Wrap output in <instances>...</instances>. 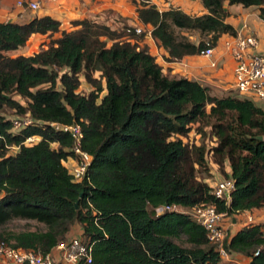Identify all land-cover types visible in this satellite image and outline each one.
Returning a JSON list of instances; mask_svg holds the SVG:
<instances>
[{"label": "trees", "instance_id": "16d2710c", "mask_svg": "<svg viewBox=\"0 0 264 264\" xmlns=\"http://www.w3.org/2000/svg\"><path fill=\"white\" fill-rule=\"evenodd\" d=\"M133 2L137 19L168 52L166 61L197 55L205 39L216 46L223 34L234 35L228 6L255 7L264 20V0H200L201 15ZM72 26L62 29L50 15L0 21V227L16 219L45 227L3 230L0 241L45 255L80 224L92 245L88 264H222L190 212L199 204L225 216L264 208V101L235 91L218 96L199 81L168 76L150 54L146 33L133 27L117 31L88 18ZM183 31L202 40L196 44ZM33 34L48 41L32 55H11ZM81 77L93 86L87 94L79 91ZM7 110L38 122L12 132ZM51 123L82 126V149L92 158L79 182L64 164L75 157L73 137ZM192 131L217 137L211 159L234 181L229 202L211 193L207 177L198 178L211 166L207 145L189 143ZM35 136V144H23ZM11 146L19 151L10 154ZM164 205L184 211L157 214ZM225 249L229 262L236 252L247 264H264V225L228 235Z\"/></svg>", "mask_w": 264, "mask_h": 264}, {"label": "built area", "instance_id": "2783aa9c", "mask_svg": "<svg viewBox=\"0 0 264 264\" xmlns=\"http://www.w3.org/2000/svg\"><path fill=\"white\" fill-rule=\"evenodd\" d=\"M17 6L23 10L35 12L41 8L40 0H17ZM136 34L146 33L150 36V30L141 27H133ZM204 47L197 54L208 60L212 67L216 66V61L213 60L216 46H212L205 39ZM223 46L228 54L231 55L234 61L233 68V88L240 96L252 99L255 102L264 101V54L260 52L258 38L254 33L244 25L243 28L237 31L234 35H229L223 40ZM11 121L12 132H18L30 125L33 122H38L33 119L29 113L24 115L13 114L9 117ZM57 130L68 132L73 137V145L70 148L74 152L75 157L68 158L64 164L68 172L73 178V181H81L87 173L91 156L82 149L83 130L80 123L70 125L51 123ZM192 131L190 135L194 134ZM197 134V133H196ZM198 137L199 135H195ZM213 140L217 137L212 135ZM39 137H28L23 144H35ZM189 143L192 141L189 140ZM206 146V157L210 163V177L204 181L210 186L211 193L219 199H224L227 202L230 200L231 192L234 189V181L231 176L225 178L218 170L216 164L212 162V147ZM9 150H14L13 153L19 151V146H11ZM226 172L229 173L228 168ZM175 207L168 205L156 208V213L160 214L166 210H173ZM191 216L195 223L200 225L206 232L207 239L219 252L221 259L230 260L231 255L225 249V240L228 236V228L224 223L225 214L216 210L214 205L199 204L191 210ZM247 222H252V217H247ZM92 262V245L86 241L82 233L70 235L67 240L59 243L50 252L45 255L39 254L33 250H26L22 247H14L5 241H0V264H79Z\"/></svg>", "mask_w": 264, "mask_h": 264}, {"label": "crops", "instance_id": "0c3cea01", "mask_svg": "<svg viewBox=\"0 0 264 264\" xmlns=\"http://www.w3.org/2000/svg\"><path fill=\"white\" fill-rule=\"evenodd\" d=\"M84 3L90 5V10L95 14L93 18L98 20H103L101 16L103 11L109 9L114 11L113 14H120L125 18V21L133 27H141L144 29H149V26H143L141 22L137 19L135 7L134 9H130V7L126 4L119 5V0H83ZM59 2V3H58ZM157 7L162 9H167L170 6L174 8L181 9L186 14L190 15H201L206 12L205 8L202 6L200 0H152ZM80 3V0H56V4L50 7L49 10L43 9L42 13H34L29 14V12L24 10H18L17 14H4L5 16H0V21H10V22H26L31 17L34 16H43L50 15L53 16L60 21L62 18L66 16L70 17L72 15H78L75 7ZM57 9L54 11L53 9ZM229 15L226 18V22L231 24L234 29L237 31L241 30L244 25L255 34L258 38V35L264 32V20L259 17V10L255 7L244 8L241 5H231L228 6ZM6 12V11H3ZM99 14V15H97ZM7 16V17H6ZM66 20V19H65ZM103 20L108 23L111 27L116 29L115 22L113 20ZM198 33V32H196ZM45 36L42 34H33L26 45L22 46L18 50L20 52H25L30 47L34 45L39 46L43 41H45ZM188 36V35H187ZM228 36V34H223L217 42L215 54L213 60L216 61V67H212L210 65V60L199 56V55H187L177 61H166L164 57L168 56V52L159 45V42L153 39L150 36H145L144 42L148 45L149 52L156 58V62L163 67V72L170 77H186L190 80H196L200 83L213 88L214 90H226L229 88H233V68L234 61L230 54L227 53L223 46V40ZM189 39L192 40V36H188ZM230 168L228 167V171ZM247 212V211H246ZM249 212V211H248ZM244 213V212H243ZM237 221L233 222V225H236ZM75 227V226H74ZM79 231H76L75 228H72L70 235H75L82 233V227L79 226ZM240 228H238L239 230ZM237 230V231H238ZM236 231V232H237ZM235 234L232 233L231 235ZM237 260L233 262H237L238 264L246 262V259L242 255L234 256ZM238 259L242 260L238 262ZM232 261V259H231Z\"/></svg>", "mask_w": 264, "mask_h": 264}, {"label": "rangeland", "instance_id": "374dc122", "mask_svg": "<svg viewBox=\"0 0 264 264\" xmlns=\"http://www.w3.org/2000/svg\"><path fill=\"white\" fill-rule=\"evenodd\" d=\"M17 0H0V16H5L4 14H7V15H10V14H17V11L18 10H23V9H20L18 6H17V3H16ZM58 1V0H57ZM108 1V0H107ZM136 1V3H139L140 0H134ZM41 2V8L35 12H32L30 10H27V12H29V14H34V13H42L43 9H47L49 10L51 6H53V4H56V0H40ZM59 3V2H58ZM123 4H126L130 7V9H136V5L134 4L133 0H119V3H118V6L119 5H123ZM57 5V4H56ZM90 5L91 3L89 4H86L84 3L83 0H80V3L77 4V6L75 7L76 11H77V14L72 15L70 17H67L66 16L64 18H62V21H59L61 22V27L62 29H66V30H73L74 27L72 26V22L74 20H77V19H82V18H88V19H96V18H93L94 17V13L90 10ZM53 9V8H52ZM54 11H56L57 9H53ZM164 10V9H162ZM3 11H6V12H3ZM26 11V10H24ZM114 11L112 10H105L103 11V13H101L102 17H103V20H110L112 19L113 22H115V26H116V30L117 31H123L126 27H133V26H130L126 21H125V18L123 16H121L120 14H113ZM99 15V14H97ZM7 17V16H6ZM66 19V20H65ZM103 20H99L101 22H105ZM111 20V21H112ZM108 24V23H107ZM197 31H183V33L185 35H191L193 38L192 40L197 42L198 43L202 40V36L198 33H196ZM255 35V34H254ZM204 39V38H203ZM45 41L47 42L48 41V37L45 36ZM258 42H259V51L262 52L264 54V32L260 35H258ZM111 44V42L108 43V46ZM40 45L37 46V45H34L33 47H30L28 50H26L25 52H20L19 50L15 51V52H11V55H24V56H28V55H32L36 52H38L40 50ZM216 67V66H215ZM93 77L95 79H100L101 78V73L100 72H94L93 73ZM103 85H104V81H103ZM93 89V86L90 82H88L84 77H81V85H80V88H79V91L81 93H89L91 90ZM211 89V93L212 94H215V95H218V96H223V95H226L228 94L229 92H233L234 93V88H229V89H226V90H214L213 88H210ZM106 93V90L103 89V91L99 94V98L97 100V102L100 101V98ZM2 114H5V115H8V117L12 116L13 115V112H10V110H7V111H4L2 112ZM195 135H199V134H196ZM194 134L190 135L189 136V140L192 141V142H203L205 145H208V146H212L215 144L216 141L213 140V137H212V134L207 132L205 136H198L196 137ZM214 143V144H212ZM14 150H9V153H13ZM225 168H228L227 166ZM226 170V169H225ZM197 176L199 179H201L203 176L204 177H208L209 176V172L207 173H197ZM175 210H178V211H184L183 208H179V207H175ZM187 212H190L187 211ZM248 216H251L252 217V222H247V217ZM237 221V224L236 225H233V222ZM224 223L225 225L227 226L228 228V235H231L232 233L236 232L238 230V228H242L244 226H247V225H250V224H254V223H261L262 225H264V208L262 209H255L251 212H244V213H238V214H235L233 216H226L225 219H224ZM80 226V224H76L75 228L76 231H79L80 228H78ZM45 227L42 225V224H39L35 221H31V220H13L11 222H9L8 224H6L5 226L3 227H0V232L3 231V230H23V229H29V230H43ZM76 234V233H74ZM70 236V235H69ZM177 242H179L180 244H183L184 246H186V243L180 239V240H177ZM242 258H243V255H242ZM243 259H246V262L244 261V263L242 264H247V261L248 259L247 258H243ZM230 261V260H229ZM228 260H223L222 264H225L228 262V264H238L237 262H229ZM242 260L238 259V262Z\"/></svg>", "mask_w": 264, "mask_h": 264}, {"label": "water", "instance_id": "95a60500", "mask_svg": "<svg viewBox=\"0 0 264 264\" xmlns=\"http://www.w3.org/2000/svg\"><path fill=\"white\" fill-rule=\"evenodd\" d=\"M233 255H234V256H241L242 254H241V253H236V252H234Z\"/></svg>", "mask_w": 264, "mask_h": 264}]
</instances>
